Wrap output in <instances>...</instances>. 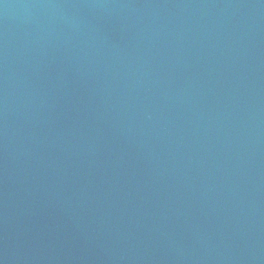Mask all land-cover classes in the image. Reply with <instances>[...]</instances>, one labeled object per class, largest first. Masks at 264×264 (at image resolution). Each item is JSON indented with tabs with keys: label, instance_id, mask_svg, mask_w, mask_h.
<instances>
[{
	"label": "water",
	"instance_id": "95a60500",
	"mask_svg": "<svg viewBox=\"0 0 264 264\" xmlns=\"http://www.w3.org/2000/svg\"><path fill=\"white\" fill-rule=\"evenodd\" d=\"M0 264H264V0H0Z\"/></svg>",
	"mask_w": 264,
	"mask_h": 264
}]
</instances>
